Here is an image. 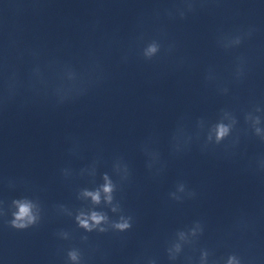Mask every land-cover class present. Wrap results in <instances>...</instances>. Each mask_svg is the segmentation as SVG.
<instances>
[{
	"label": "clouds",
	"instance_id": "obj_1",
	"mask_svg": "<svg viewBox=\"0 0 264 264\" xmlns=\"http://www.w3.org/2000/svg\"><path fill=\"white\" fill-rule=\"evenodd\" d=\"M195 10L194 0H185L183 8H177L176 14L181 19L185 18L187 13ZM169 16L173 15V12L168 11ZM253 29H250L247 33L236 35L230 39L226 38L224 46H238L242 43L245 36L251 35ZM143 40V37L140 38ZM163 45L158 39H151L143 43V47L140 50V55L146 61H152L161 55ZM166 51H171L169 46ZM242 68H237V75H242ZM227 93V89H223ZM63 99V97H62ZM256 112H260V108L255 109ZM245 121L250 123L254 135L264 141V128L261 125V117L248 113L245 116ZM201 129L205 127V122L201 119L199 122ZM238 123L237 118L227 110H221V114L216 122L211 123L207 127L206 142L210 144L220 145L225 140H228L233 136V132ZM236 143L237 140H233ZM152 158L156 159L158 154L152 153ZM151 168V164H149ZM261 167L264 168V162H261ZM115 172L120 175L121 181H126L130 176L129 168L126 164L121 165L117 163L114 166ZM67 174V170H64ZM92 176L96 175L95 168L92 169ZM102 183L94 189L84 188L81 189L78 194V199L88 202L87 207L76 210L74 216L73 213L61 205L60 208L66 212L67 215L73 216L76 226L82 229L85 233L96 232L104 234L109 231L124 233L132 229L134 218L132 215L126 214L124 209L115 197V193L118 190V185L113 181L112 177L107 173L101 175ZM180 194H186L188 197H194L196 193L194 191L187 190V186L184 182H179L176 185V189L169 193L170 198L181 201L182 196ZM104 209H107L105 211ZM10 211L11 219L7 221L8 225L16 230H26L39 225L42 219V207L38 200H34L29 197H20L13 199L9 208L6 210L0 206V216H6ZM111 213V215H110ZM203 225L201 222H194L193 226L187 230H178L175 233V240L167 248L168 258L171 261H175L180 253L183 251L185 245H194L199 236L203 235ZM60 239H70V233L64 230H60L57 233ZM82 240L86 241L87 236H82ZM212 253L208 249H200L199 264H210L209 258ZM68 264H83V254L79 248L72 247L66 252ZM149 264H155V261H150ZM211 264H219L218 260H212ZM223 264H243V259L235 253H231L223 261Z\"/></svg>",
	"mask_w": 264,
	"mask_h": 264
}]
</instances>
